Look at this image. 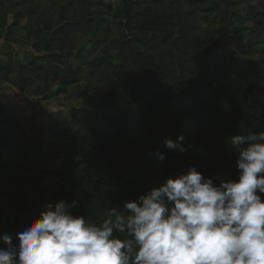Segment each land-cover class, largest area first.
<instances>
[{
	"label": "trees",
	"instance_id": "1",
	"mask_svg": "<svg viewBox=\"0 0 264 264\" xmlns=\"http://www.w3.org/2000/svg\"><path fill=\"white\" fill-rule=\"evenodd\" d=\"M184 2L188 11L174 0H153L139 11L124 2L121 8L100 7L80 21L67 19L61 9L58 27L38 26L32 33L34 52L42 55L20 61L6 54L0 81L8 82L16 67L14 86L20 93L33 86L46 95L56 85L55 96H61L76 88L93 109L74 110L67 127L56 132L61 143L55 151L65 164L57 174L54 202H75L69 208L73 215L100 224L111 208L122 209L125 202L192 166L216 185L236 180L230 137L264 131V61L237 71L217 51L242 35L257 38L264 27V4L261 11L241 17L233 0ZM105 17L122 19L119 38L111 37ZM245 22L254 26L244 28ZM77 36L89 37L92 44L72 54L66 46ZM104 50L105 56H96ZM113 54L119 59L116 65ZM86 68L96 75L95 86L78 85ZM0 124L5 131L0 132L2 236L23 221L19 200L36 163L28 150L15 149V133L22 136L21 128L13 121ZM180 135L184 139L177 141ZM166 139L186 151L168 150ZM156 150L163 160L152 154Z\"/></svg>",
	"mask_w": 264,
	"mask_h": 264
},
{
	"label": "clouds",
	"instance_id": "2",
	"mask_svg": "<svg viewBox=\"0 0 264 264\" xmlns=\"http://www.w3.org/2000/svg\"><path fill=\"white\" fill-rule=\"evenodd\" d=\"M230 145L236 180L216 185L192 166L100 224L73 215L75 202L49 203L15 237L0 236V264H264V131ZM164 146L186 151L171 139Z\"/></svg>",
	"mask_w": 264,
	"mask_h": 264
},
{
	"label": "rangeland",
	"instance_id": "3",
	"mask_svg": "<svg viewBox=\"0 0 264 264\" xmlns=\"http://www.w3.org/2000/svg\"><path fill=\"white\" fill-rule=\"evenodd\" d=\"M153 0H0V67L6 62V54L10 53L23 61L27 55L36 54L33 49L32 33L36 27L55 28L60 25L59 11L67 19L80 21L90 17L100 7L121 8L124 2L132 3L136 10H143L151 6ZM168 3L172 0H160ZM183 10L188 11L189 6L184 0H174ZM237 3L238 14L248 17L251 13L261 11L264 0H233ZM106 25L111 29V37H120V20L105 17ZM200 26L205 27L202 20ZM254 25L250 22L243 24L250 29ZM255 37L242 35L237 41L230 40L225 47L217 51L222 54L229 65L240 71L248 67L250 62H263L261 50L264 48V27L258 30ZM249 43L255 44L250 47ZM92 42L89 37H74L71 45L66 49L72 54L87 51ZM106 51H100L96 56L103 57ZM113 64H118L119 59L113 54ZM17 68L8 77V82L0 81V123L5 121L15 122L22 130L23 135L15 133V149L28 150L36 167L29 172L30 184L24 188L20 206L24 209L21 225L10 235H15L27 227L44 210L45 205L56 204L54 199L59 191L57 174L63 168L65 159L55 151V146L61 141L56 137V132L63 130L68 125V116L77 109L86 106L79 97L77 89H70L67 94L55 96L56 85H51L50 94L43 95L41 91H34L29 86L27 93H20L14 86L17 80ZM90 69H84L79 75V86L86 83L96 85V75L90 76ZM1 77V72H0ZM33 89V90H32ZM0 132L5 133L0 124ZM5 135V134H4ZM1 140V137H0ZM8 196L4 192V198ZM16 243L15 239L13 241Z\"/></svg>",
	"mask_w": 264,
	"mask_h": 264
}]
</instances>
